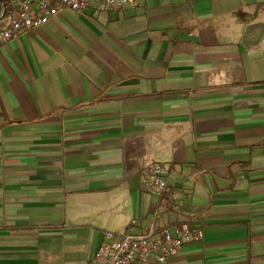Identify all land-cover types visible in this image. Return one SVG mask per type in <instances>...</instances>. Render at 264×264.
<instances>
[{
  "label": "crops",
  "instance_id": "obj_1",
  "mask_svg": "<svg viewBox=\"0 0 264 264\" xmlns=\"http://www.w3.org/2000/svg\"><path fill=\"white\" fill-rule=\"evenodd\" d=\"M132 220L198 228L167 264H264V0L65 9L0 46V264H99Z\"/></svg>",
  "mask_w": 264,
  "mask_h": 264
},
{
  "label": "built area",
  "instance_id": "obj_2",
  "mask_svg": "<svg viewBox=\"0 0 264 264\" xmlns=\"http://www.w3.org/2000/svg\"><path fill=\"white\" fill-rule=\"evenodd\" d=\"M138 0H0V46L39 28L61 11L82 12L94 8L103 12L135 8ZM148 176L144 184L148 192L177 201L179 190L169 183L171 169L149 158L143 161ZM136 224L132 220L122 233L104 232V241L96 251L99 264H167L185 244L199 238V230L185 222L172 230L160 227L147 234L128 232Z\"/></svg>",
  "mask_w": 264,
  "mask_h": 264
}]
</instances>
